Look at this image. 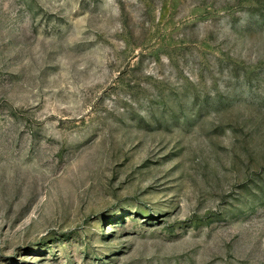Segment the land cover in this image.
Returning <instances> with one entry per match:
<instances>
[{"label": "rangeland", "instance_id": "1", "mask_svg": "<svg viewBox=\"0 0 264 264\" xmlns=\"http://www.w3.org/2000/svg\"><path fill=\"white\" fill-rule=\"evenodd\" d=\"M0 264H264V0H0Z\"/></svg>", "mask_w": 264, "mask_h": 264}]
</instances>
